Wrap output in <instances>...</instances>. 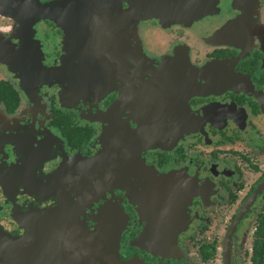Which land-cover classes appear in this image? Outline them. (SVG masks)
I'll return each instance as SVG.
<instances>
[{
    "label": "flooded vegetation",
    "instance_id": "flooded-vegetation-1",
    "mask_svg": "<svg viewBox=\"0 0 264 264\" xmlns=\"http://www.w3.org/2000/svg\"><path fill=\"white\" fill-rule=\"evenodd\" d=\"M75 1L0 9V227L90 188L125 263L264 264V0Z\"/></svg>",
    "mask_w": 264,
    "mask_h": 264
},
{
    "label": "water",
    "instance_id": "water-1",
    "mask_svg": "<svg viewBox=\"0 0 264 264\" xmlns=\"http://www.w3.org/2000/svg\"><path fill=\"white\" fill-rule=\"evenodd\" d=\"M80 7L82 3L75 0L47 3L39 0H0L2 10H14L28 16L30 22L54 19L63 27L70 26L81 17L75 13V18L70 20L66 17V11ZM110 112L112 114L114 108ZM3 175L0 173V177ZM89 189L85 188L78 194L77 202L69 203L61 198L57 205L23 213V217L17 221L26 228L24 235L0 227V264H134L121 260L119 237L116 240L111 236L113 229L92 237L82 226L78 215L88 204ZM114 205L109 204L103 214H124L120 208L115 209Z\"/></svg>",
    "mask_w": 264,
    "mask_h": 264
},
{
    "label": "rangeland",
    "instance_id": "rangeland-1",
    "mask_svg": "<svg viewBox=\"0 0 264 264\" xmlns=\"http://www.w3.org/2000/svg\"><path fill=\"white\" fill-rule=\"evenodd\" d=\"M218 39H219V37H218ZM0 61H4V59L3 58H0Z\"/></svg>",
    "mask_w": 264,
    "mask_h": 264
}]
</instances>
